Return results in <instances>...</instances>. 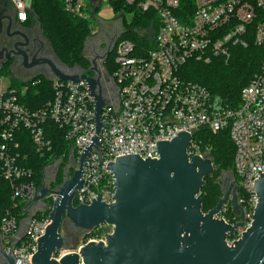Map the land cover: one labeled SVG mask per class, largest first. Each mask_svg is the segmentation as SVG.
<instances>
[{"label": "built area", "instance_id": "built-area-1", "mask_svg": "<svg viewBox=\"0 0 264 264\" xmlns=\"http://www.w3.org/2000/svg\"><path fill=\"white\" fill-rule=\"evenodd\" d=\"M26 1L6 0L5 12L20 25L30 18L31 3L27 6ZM60 1L66 13L82 18L104 4L102 0ZM119 6L133 15L154 13V47L147 51L130 40L116 41L112 73L116 96L102 97L97 147L91 146L83 164L81 187L72 205H90L96 196L107 204L114 202L115 179L106 166L117 157L158 159L156 143L185 132L190 136L189 158L211 160L210 147L194 135L201 130L213 134L228 130L235 148L230 183L237 186L243 220L241 211L228 216L231 195L214 218L231 226L242 223L226 237L231 247L251 226L249 215L257 203L254 180L264 174V0H106V8ZM249 46L261 50L260 67L240 91L238 104L221 101L216 107L215 97L204 86L185 78L188 62H227L234 49ZM3 81L0 73V179L9 185L14 203L0 217V264H8L6 257L13 264H33L37 242L50 221L48 216L35 217L42 209H33L38 202L31 200L43 187L59 189L50 188L59 166L63 178L72 169L65 180L78 168L95 135V103L85 81L75 84L54 79L52 98L39 108H30L20 101L21 92L13 87L4 90ZM48 121L64 132L68 151L66 158L62 153L45 168L44 175L48 169L53 171L52 180L45 182L43 175V186L37 189L24 151L29 145L41 156L54 151L45 135ZM47 198L53 202L56 196ZM19 203H23L24 216L15 213Z\"/></svg>", "mask_w": 264, "mask_h": 264}, {"label": "water", "instance_id": "water-1", "mask_svg": "<svg viewBox=\"0 0 264 264\" xmlns=\"http://www.w3.org/2000/svg\"><path fill=\"white\" fill-rule=\"evenodd\" d=\"M30 3L26 1L27 6ZM55 59L66 70L50 64L51 76L44 77L75 84L85 81L95 103L96 127L71 178L57 191L43 187L31 200L43 203L48 195L56 196L49 208L50 224L37 242L33 264H264V174L254 180L257 203L253 215H249L251 226L229 247L226 237L242 223L231 226L214 216L231 195L232 213L241 211L243 220L236 200L237 186L229 183L215 207L202 212L200 191L204 178L211 175L214 168L209 159L189 158L190 136L185 132L178 133L171 141L156 143L158 159L142 160L137 155H127L108 162L106 168L115 179L114 202L107 204L96 196L90 205L74 207L73 197L81 187L83 164L91 146L97 147L104 100L96 78L84 74L80 67L78 73H73V68ZM92 70L89 68L90 72ZM215 100L219 107L221 100ZM64 220L84 231L101 226H109L112 231L106 235L105 242H88L78 253L71 252L56 259L54 255L64 247L65 241L59 233ZM6 259L8 264H13L11 257Z\"/></svg>", "mask_w": 264, "mask_h": 264}, {"label": "trees", "instance_id": "trees-1", "mask_svg": "<svg viewBox=\"0 0 264 264\" xmlns=\"http://www.w3.org/2000/svg\"><path fill=\"white\" fill-rule=\"evenodd\" d=\"M30 2L31 13L29 14V21L39 27L58 61L68 68L75 66L86 68L88 61L84 57L83 49L86 39L93 32L92 21L89 18L69 15L65 12L60 0H30ZM151 22H153L155 33L156 20L154 13L141 14L137 12L134 15L132 23L127 27V30L119 40L130 39L136 42L135 44L138 47L144 46L147 51L152 50L154 47L153 42L138 35V37L134 36L132 32V29L147 28ZM27 24L28 22L24 25ZM115 46L111 52V55L114 56ZM260 54L261 50L252 46L237 48L234 49L232 57L227 62H222L220 59L213 61L209 65L188 62L184 66V75L187 80L204 86L215 98L225 101L230 105H236L238 104L242 88L259 71ZM105 65L112 73L114 72L115 65L112 57H108ZM7 66V64H4L0 69L6 71ZM13 85L17 89L23 86L26 87L25 94L20 95V101L30 108L43 106L53 96L52 82L43 76H35L24 82L13 81ZM45 135L52 142L54 149L52 153H45L41 156L34 151L32 145H29L26 151H24L28 156V165L33 171L32 180L37 189L43 186L45 168L52 163L54 158L62 153L65 154L66 158L68 151L64 132L51 121L46 123ZM194 139H202L203 146H208L211 149L210 156L214 171L211 175L204 178V186L200 191L202 212L207 213L215 207L223 195L219 183L220 175L222 173H233L235 148L230 140L228 130L215 134L201 130L194 135ZM62 182L63 169L62 166H59L54 181L50 184V188L60 187ZM10 194L9 185L0 179V217L12 208L14 202ZM19 204L15 213L24 216L23 203ZM51 205L52 200L48 199L46 202L47 208L37 213L35 217H47ZM228 216H233L232 211L229 210ZM85 240H87V237H85Z\"/></svg>", "mask_w": 264, "mask_h": 264}, {"label": "flooded vegetation", "instance_id": "flooded-vegetation-1", "mask_svg": "<svg viewBox=\"0 0 264 264\" xmlns=\"http://www.w3.org/2000/svg\"><path fill=\"white\" fill-rule=\"evenodd\" d=\"M5 9L6 1L0 0V65L1 63H3V65L11 64L13 61L12 70L25 78H33L35 76L50 77V64L65 71L66 69L56 61L39 27L31 21H28L27 25L16 23L12 15L5 12ZM115 41L116 34L114 31L105 34V40L102 43H93V45L90 46L91 58L90 62L88 61V66L86 68L80 67L84 70V74L97 79L98 88L102 97L116 96V86L112 78V72L105 65V61L108 59L115 46ZM24 63L25 65H36L30 67L25 66ZM2 66H0V68H2ZM78 67L79 66L73 67L71 72L78 73ZM89 68H93L91 71L92 74H90ZM71 171L72 169L68 170L65 178H68ZM45 178L46 173L44 175V180L48 183V181H50L49 177ZM65 178H63V180H65ZM231 179L232 174H229L228 177L224 179H219L222 193L226 191ZM47 200L48 198L41 204H34L32 208L46 209ZM70 224L73 225L71 222Z\"/></svg>", "mask_w": 264, "mask_h": 264}, {"label": "rangeland", "instance_id": "rangeland-1", "mask_svg": "<svg viewBox=\"0 0 264 264\" xmlns=\"http://www.w3.org/2000/svg\"><path fill=\"white\" fill-rule=\"evenodd\" d=\"M102 2L104 3L102 6L96 7L95 9L94 8L90 9L91 13L90 16L88 17L92 21L94 28L92 35L89 36L84 43L83 54L84 57L89 62L91 58L90 46L93 45V43L94 44L102 43L105 40V34H109L112 31L115 32L116 41H117L122 36V34L127 30V27L130 26L134 18V15L132 14L130 9L128 10L124 9L122 6L117 7V9L116 7L106 8V0H102ZM132 32L134 36L138 35L152 42L154 36L153 22H151L150 25L147 26V28L145 29L144 28L132 29ZM123 40H130V39H123ZM130 41L134 42L133 40ZM109 56L112 57V59L114 60V55L110 54ZM222 62H224V60ZM13 64H14L13 61L11 64H7L8 66L6 71L0 69V73L4 77L3 89L6 90L9 87H13L18 92H21V95H24L26 92V87L23 86L22 88L17 89V87L13 85V81L24 82L29 80L30 78L21 77L20 75H18V73L13 71L12 70ZM90 74L92 73L90 72ZM50 170L49 169L47 170L46 178L49 177V179L52 180ZM228 175H229L228 173H222L219 179L220 180L224 179L228 177ZM111 231L112 228L109 226H101L92 230L84 231L75 228L73 225L70 224L68 220H64L59 230L61 237L65 241L64 247L61 251L57 252V255H54V258L58 259L59 257L69 254L71 252L78 253L80 248L85 244H87L88 242H96V243L100 241L105 242L106 235L110 234ZM85 237H87V240H85Z\"/></svg>", "mask_w": 264, "mask_h": 264}]
</instances>
